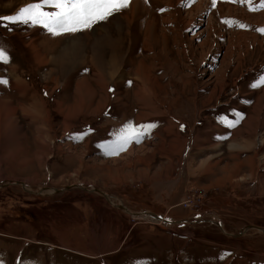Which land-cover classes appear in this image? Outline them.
I'll use <instances>...</instances> for the list:
<instances>
[{
	"label": "rangeland",
	"instance_id": "obj_1",
	"mask_svg": "<svg viewBox=\"0 0 264 264\" xmlns=\"http://www.w3.org/2000/svg\"><path fill=\"white\" fill-rule=\"evenodd\" d=\"M35 3L0 0L19 4L0 17ZM262 5L129 0L56 35L0 21V264H264L261 231L204 221L264 229Z\"/></svg>",
	"mask_w": 264,
	"mask_h": 264
},
{
	"label": "snow or ice",
	"instance_id": "obj_2",
	"mask_svg": "<svg viewBox=\"0 0 264 264\" xmlns=\"http://www.w3.org/2000/svg\"><path fill=\"white\" fill-rule=\"evenodd\" d=\"M128 2L129 0H41V3L28 4L20 8L15 15L0 17V21L40 24L53 35H56L82 30L90 27L93 23L104 21L113 13L126 7ZM215 2L216 0H213V5ZM45 5L56 9V11L50 13L41 11ZM8 60L9 57L5 50L0 48V63H8ZM0 84L6 85L7 80L0 78ZM235 115L240 116L239 113ZM237 122L232 121L229 126H234ZM145 127L151 128L153 125L140 126V129ZM181 128L183 129V126ZM133 138L139 142V131L135 137L126 138L120 146L123 147V144L130 142Z\"/></svg>",
	"mask_w": 264,
	"mask_h": 264
},
{
	"label": "water",
	"instance_id": "obj_3",
	"mask_svg": "<svg viewBox=\"0 0 264 264\" xmlns=\"http://www.w3.org/2000/svg\"><path fill=\"white\" fill-rule=\"evenodd\" d=\"M10 183V182H9ZM12 183H16V184H20L24 187V183L22 182H17V181H13L11 182L10 184ZM73 186H69V187H63V188H52L50 189L54 194L56 193H59V192H62V191H66V190H69L71 189ZM76 188H79V189H82L84 191H88V192H91V193H97L99 195H101L102 197L105 198V200L107 202H109L114 208L120 210V211H123L125 213H127L128 215H130L131 217H139V215L141 214H144V215H148V216H151V217H154L156 219H163L165 222L164 223H167L168 225L172 224V225H182L184 223H193V220H179V221H174V220H170V219H167L161 215H155L154 213L150 212V211H144V212H135V211H132L130 210L129 208H127L122 202H118L116 204H112L110 202V197L109 195L103 193L102 191H100L99 189L93 187L92 189L88 190V186L86 185H83V184H76L75 185ZM25 188V187H24ZM44 190H47L46 188H42L40 189L39 191H36V192H32L33 194H42ZM115 200L116 198L114 196H112ZM205 214H209V215H213L215 216V212H212V211H209V212H206ZM203 215V214H202ZM200 215V216H202ZM167 220V221H166ZM197 220V219H196ZM195 220V221H196ZM206 222H209V223H212L214 225H216L220 230L221 232L226 235L227 237H230V238H238L240 236H243L247 231L251 230V229H256V230H259L261 231L263 234H264V229L263 228H260V227H256V226H253V225H248L246 227H244L242 230H240L238 233H229L228 231H226L224 229L223 224L220 220H217V219H212V220H204Z\"/></svg>",
	"mask_w": 264,
	"mask_h": 264
},
{
	"label": "bare ground",
	"instance_id": "obj_4",
	"mask_svg": "<svg viewBox=\"0 0 264 264\" xmlns=\"http://www.w3.org/2000/svg\"><path fill=\"white\" fill-rule=\"evenodd\" d=\"M30 1H32V0H30ZM26 3V2H25ZM150 32V31H149ZM109 33V32H108ZM108 35V34H107ZM152 35V34H151ZM156 36H157V34H156ZM107 37V36H106ZM152 37V36H151ZM155 37V36H154ZM118 42V39H117V41H116V43ZM149 46H151V45H149ZM107 49V48H106ZM77 50H78V48H77ZM94 51L95 50H93V54H92V57L95 59V53H94ZM110 51V50H109ZM60 52H61V50L59 51V53L57 54V55H59L60 54ZM67 53H68V51H67ZM70 53H72V52H70ZM126 53V52H125ZM99 54V53H98ZM56 55V56H57ZM61 55V54H60ZM78 55V54H77ZM96 55H97V53H96ZM111 55H114L115 57L117 56H120L121 55V57H122V54L120 53V52H115V53H113V54H111ZM101 56V58L100 59H98V61H103L104 60V54H103V52L102 51H100V54H99V56H98V58ZM114 56H113V58H114ZM60 57V56H59ZM112 57V56H111ZM56 58H58V57H56ZM123 58V57H122ZM59 59V58H58ZM115 59H117V58H115ZM103 64V63H102ZM117 70H118V68H117ZM53 72V71H52ZM116 73V72H115ZM121 75V74H120ZM114 82V81H113ZM117 84H119L120 85V82L119 81H117ZM120 89V88H119ZM147 89V88H146ZM154 90V89H153ZM148 92V91H147ZM149 94V93H148ZM148 96V95H147ZM153 97V96H152ZM106 98V97H105ZM149 98V97H148ZM151 99V98H150ZM105 100V102H106V99H104ZM8 104H1L0 103V119H1V117L2 116H4V118L5 119H8L9 120V117H10V115L9 114H7L6 112H7V109H5L6 110V112L2 115V109L1 108H6V106H7ZM10 106V105H9ZM8 107V106H7ZM11 107V106H10ZM4 110V111H5ZM11 118V117H10ZM3 119V118H2ZM4 120V119H3ZM253 136V135H252ZM25 189H26V191H28L29 189L27 188V187H25ZM28 189V190H27ZM39 191V190H38ZM50 192H52L51 190H49ZM30 192V191H29ZM44 192V194H46V192H48V191H43ZM31 193V192H30ZM113 198H110V202H114L113 200H112ZM140 216H143V217H145V216H147L148 217V215H144V214H141V215H139V217ZM150 218H152V219H154V220H156V221H160V222H162V224H166V225H168L167 223H164L165 221L163 220V219H156V218H154V217H151V216H149ZM141 219V218H140ZM167 221V220H166ZM188 224H191L190 222H188ZM169 226H173L172 224H170ZM223 227V226H222ZM248 232V231H247Z\"/></svg>",
	"mask_w": 264,
	"mask_h": 264
},
{
	"label": "built area",
	"instance_id": "obj_5",
	"mask_svg": "<svg viewBox=\"0 0 264 264\" xmlns=\"http://www.w3.org/2000/svg\"><path fill=\"white\" fill-rule=\"evenodd\" d=\"M192 199L190 196H186L185 198H183L181 205L184 206L185 208H189L192 206Z\"/></svg>",
	"mask_w": 264,
	"mask_h": 264
},
{
	"label": "crops",
	"instance_id": "obj_6",
	"mask_svg": "<svg viewBox=\"0 0 264 264\" xmlns=\"http://www.w3.org/2000/svg\"><path fill=\"white\" fill-rule=\"evenodd\" d=\"M6 3V2H5ZM17 6H19V4H15V5H12L11 7H8V8H3L2 7V9H0V10H3V11H6V10H8L9 9V12H12L11 10H14V8H16ZM17 12H16V10L15 11H13V13H6V14H1L2 16H9V15H15ZM202 215V214H201Z\"/></svg>",
	"mask_w": 264,
	"mask_h": 264
},
{
	"label": "flooded vegetation",
	"instance_id": "obj_7",
	"mask_svg": "<svg viewBox=\"0 0 264 264\" xmlns=\"http://www.w3.org/2000/svg\"><path fill=\"white\" fill-rule=\"evenodd\" d=\"M11 183V182H10ZM10 183H8L7 185H9ZM2 187V186H1Z\"/></svg>",
	"mask_w": 264,
	"mask_h": 264
}]
</instances>
